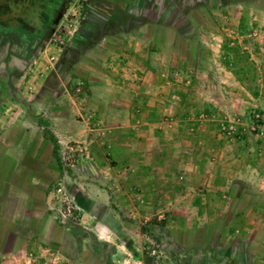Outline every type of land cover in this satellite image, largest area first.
<instances>
[{
	"label": "rangeland",
	"instance_id": "1",
	"mask_svg": "<svg viewBox=\"0 0 264 264\" xmlns=\"http://www.w3.org/2000/svg\"><path fill=\"white\" fill-rule=\"evenodd\" d=\"M61 1L52 2V16ZM256 2L264 8V0ZM217 3L214 0L210 7L200 5L187 11L180 6L178 25L163 26L159 41L151 42L157 49L156 59L148 58L144 74L131 67L124 79L123 73L108 75L106 71L126 63L122 59L125 45L104 42L96 47L94 36L88 38L90 33L83 32L89 0L70 1L35 63L14 83L0 105V261L14 252L15 242L27 241L30 236L37 239L36 214L52 221L50 243H62V249L51 251L52 264H104L108 252L113 254V264H188V254H204L215 261L212 249L227 247L233 237L243 239L240 232L229 233L228 228H237L228 213L209 219L212 216L208 213L214 212L208 210L207 200L214 195L219 200L217 205L222 201L230 209H242L246 203L234 205L230 196L237 192L248 193L252 199L264 196V138L248 131L252 116L264 114V10L248 9L246 5L235 9V4L218 7ZM38 4L36 0H0V25L8 23L6 30L19 32L16 18L24 17L29 20L25 28L35 31L38 17L42 18L35 8ZM4 7L10 9L8 14H3ZM46 12L47 8L43 13ZM45 31L44 27L42 33ZM147 43L135 42L131 47L142 54ZM105 80L110 84H103ZM67 112L81 117V127L75 126L74 119L66 122L68 127L51 121ZM114 114L122 119L117 123L122 129L119 132L129 140L124 145L110 139L115 133H110L112 123L101 121ZM45 129L56 140L57 158L52 155L53 145ZM80 131L84 141L82 137L73 140ZM141 132L143 136H139ZM144 135L152 138L144 139ZM112 141L114 148L107 147ZM32 150L49 172L44 177L41 170L38 177L45 183L52 180L47 190L52 196L44 207L36 201L26 209L24 203L14 201L12 182L15 162ZM144 151H156L152 160L160 157L164 164L178 163L173 169L165 167L164 176L172 178V182L163 183L166 195L162 202L146 212L141 211L145 196L140 184H134L130 191L133 185L127 182L137 173L117 169L119 161L131 153L134 157L124 164L138 169V156ZM77 161L78 165H99L97 174L106 183L103 189L110 196L108 209H117L130 236L121 232L108 235L94 228L100 226L94 222L96 209L83 210L71 192L79 183ZM197 164L201 168H191ZM203 175L220 176L221 180L209 184ZM234 177L239 179L237 183L231 181ZM226 178L229 181L225 185ZM34 187L41 189L40 185ZM127 192L134 195L131 201ZM124 199L140 209L141 215L128 218L123 211ZM21 216L23 220L25 216L30 218L32 226L24 225L14 240V229L23 226ZM102 220L111 230H118L110 218ZM262 235L264 240V232ZM96 243L109 247L100 252ZM173 245L182 248L179 255Z\"/></svg>",
	"mask_w": 264,
	"mask_h": 264
},
{
	"label": "crops",
	"instance_id": "2",
	"mask_svg": "<svg viewBox=\"0 0 264 264\" xmlns=\"http://www.w3.org/2000/svg\"><path fill=\"white\" fill-rule=\"evenodd\" d=\"M214 0H89V4L86 7L88 10L87 15L84 16V27L85 30L83 32H88V38L90 36H94L95 38V45L103 46L104 42H112V43H122L125 45L124 51L122 54V59H126V63H123V65H115L114 68L107 69L106 74H114L113 72L119 74H124V79L128 78L125 77L128 70L133 67L134 72L139 74H144L146 72V68L148 64L150 63L148 61V58H154L156 59L158 53L157 49L154 47V45L151 42L156 43L159 41L158 33L161 31L163 26H177L179 23V11L180 6L181 9L187 10H193L197 9L200 5L209 6V4H212ZM218 1L217 6H226L228 4H235V9L237 8H243L245 5L248 9H257V10H264L263 7H260L257 0H235L234 2L232 0H216ZM220 1V2H219ZM181 3V5H180ZM185 11V12H186ZM90 14V15H89ZM194 15V14H193ZM192 15V16H193ZM185 18V15H182V18ZM185 22V21H184ZM85 39V38H84ZM87 39V38H86ZM147 43L148 48L144 47L142 50V54L140 53V49H135L131 47V43ZM150 45L152 48H150ZM127 46V47H126ZM145 46V45H144ZM139 52V53H137ZM176 57V54H174ZM131 60L133 62H131ZM137 61V62H136ZM135 62V63H134ZM135 73V74H136ZM107 77V76H104ZM110 79L109 77H107ZM106 78V79H107ZM102 80V79H101ZM102 81L103 84H110L109 82ZM102 82H98L101 84ZM116 84V82H113ZM122 84L124 82L122 81ZM119 85V83H117ZM128 117V116H127ZM74 119L75 126L81 127L82 121L81 117L79 115H71L70 113H65L64 115H58L56 117H52L51 121L53 122H62V127H68L69 125L66 122H70ZM107 120V122L112 123V127H110V133H113L112 137H110L111 140H116L118 145H124L126 142H128L125 138L122 136V131L119 132L121 129V126L117 124L119 122L120 117L117 114H114L113 117H106L104 119L101 118V121ZM125 120V119H123ZM146 125V121H143ZM52 131V130H51ZM90 131V130H89ZM155 132V131H154ZM54 136L56 137L55 133L52 131ZM88 133V132H87ZM122 133V134H121ZM80 134V135H79ZM153 134V131H152ZM151 134V135H152ZM155 134V133H154ZM89 135V134H88ZM121 136V137H120ZM139 136H143L142 132ZM155 135H153L154 137ZM82 137L83 133H78L77 135L72 138L73 140L77 141ZM123 137V139H122ZM144 139H150L152 136H146L144 135ZM156 138V136H155ZM130 139V138H129ZM143 141V140H141ZM151 141V140H149ZM113 142V141H112ZM152 142V141H151ZM154 142V141H153ZM111 143V142H109ZM114 143H111L112 145H107V147L114 148ZM155 143V142H154ZM107 144V143H105ZM156 144V143H155ZM105 148V145L102 146V148ZM151 149V148H150ZM147 150V149H146ZM156 156V151H149V153L144 151L142 155H139L138 158L140 161L138 162V169L136 172H134V169L132 167L127 168L126 164H124V161L129 159V161L132 160V157H134L133 153L130 155H125L119 162L120 167L117 169H122L123 171L130 170L131 173H137L136 176L133 175L129 178L130 181H127L128 184H132L133 186L129 187V190H133L135 188V185L137 182L140 184V189L143 192L144 202L145 205L142 207L141 211L146 212L149 211V209L152 210V207L156 208V204H159L162 202L164 198V192L162 190V185L168 184V182L172 178L165 175L164 171L166 170L165 167H170L171 169L175 168L178 164L177 161H172L169 163L164 164L161 161V158L159 157L157 161L152 160V155ZM37 153L32 150L30 153H27L22 156V159L15 162V169H14V181L12 182L14 184V201L17 203H24L26 209H30L31 203H41L40 206L44 207L46 202L48 203L50 200V196H52L49 192H47L48 187L51 186V179H47V183L45 181L38 177L41 174V170H43V176L49 174L47 173L44 168V162L37 158ZM149 157V160L147 158ZM142 158V161H141ZM116 161V159H113ZM43 162V163H42ZM126 163V162H125ZM174 163V164H173ZM77 161V180L78 185L73 187V190L71 192H74V194L78 197L77 200L80 203V207L86 211H90L92 208L96 209V214H94V218L96 224H99L100 226H95L94 228L97 231H102L103 233H107L108 235L111 233L117 234L121 232L125 236H130L128 233L129 230L126 226V222L122 220L120 217L121 215L117 212L116 208L108 209L107 201L110 199V196H108V193L105 189H103L104 183L100 180L99 175L97 174V170L100 168L97 163H95V167L93 164L90 163H80ZM114 164V162H113ZM168 164V165H167ZM189 166V165H187ZM104 169L107 167L104 165ZM192 169H199L201 168L200 165L197 164L194 166H191ZM58 170V168H57ZM109 170V169H108ZM100 171V170H99ZM107 171V170H106ZM168 171V170H167ZM92 172L93 174H91ZM253 172H255L253 170ZM125 174V173H122ZM210 174V173H209ZM94 175V176H92ZM220 176H225L220 174ZM217 177L214 175H203L202 178L205 180V182L210 183H218L221 180V177ZM212 177V179H211ZM55 179V176H53ZM107 178V177H106ZM133 178L135 180H133ZM24 180V182H23ZM75 180V178H74ZM107 180H109L107 178ZM226 185V182L229 181L227 178L223 179ZM233 180V183L239 180L238 178L234 177L231 178V181ZM76 181V180H75ZM261 182H264V177L262 176ZM4 182L1 181V185L3 186ZM40 185L41 189H36L34 186ZM224 185V186H225ZM88 186H91V188H88ZM123 190V188L121 189ZM124 191V190H123ZM130 192L125 193L128 198V200H132L134 198V195L132 196L129 194ZM39 194V195H38ZM35 195H38L37 197ZM120 195V194H118ZM166 195V194H165ZM212 199L208 198V210L213 211L214 214L209 216V219L213 217H218L222 215L224 212L228 213V218H231L233 227H236L237 229L234 230L231 227L228 228L229 233L240 232L242 234L243 239H240V237H237L236 240L235 237H233L232 241L229 242L227 247H216L215 249H212V251L216 252L214 254L215 261L211 259L209 256H206L204 254H188L189 255V263L188 264H264V240L262 233L264 232V196H256L255 199H252L250 197V194L248 193H236L234 196H230V203H246L242 209H240L238 206L236 208H231L229 206H225L226 203L222 204V201L218 203L214 195L210 196ZM248 199L250 200V203H248ZM252 199V200H251ZM123 211H126V216L128 218L134 219L135 217L140 216V212L138 209H136L132 203H129L127 199L123 200ZM143 200L140 202L142 203ZM127 202V203H126ZM38 207L35 206L34 209H37ZM218 208L219 211H216ZM224 213V214H226ZM197 214L199 212L197 211ZM35 217V220H37L39 231L37 233V239H32L31 236L27 237V241H21V242H15L14 243V252L11 253L7 260L0 261V264H52L51 260V251H54L56 249L60 250L62 249V243L60 241L55 242L51 244V237H50V231L52 226V221L50 219H47V217H44L43 215H37ZM41 218H40V217ZM103 217L110 218V223H114L116 225V228L118 229L115 231V229L111 230L109 227L110 225L103 224ZM27 216H25L23 220V216H21L22 225L21 228L17 226L16 229H14V240L16 239L17 233H20V231L23 232V227H26L24 225L32 226V223L30 218L26 219ZM40 218V219H39ZM45 218L47 220H45ZM41 220V221H40ZM46 222V224H45ZM27 223V224H26ZM54 223V221H53ZM18 224V223H16ZM95 225V224H94ZM20 228V229H19ZM225 228V227H224ZM104 229V230H103ZM120 229V231H119ZM95 231V232H97ZM28 233L29 231H24ZM47 235V237H41L40 235ZM237 234V233H236ZM248 235V237H247ZM257 235L259 238H257ZM49 236V237H48ZM252 236H256V238H252ZM247 237V238H246ZM32 239V240H28ZM45 239H49L50 241H47ZM55 239V237H54ZM247 239V240H246ZM51 242V243H50ZM97 244V245H96ZM96 247L99 246V249H101L100 252L103 251V249H108V245L101 247L102 245L96 243ZM175 245H173L172 249L176 250V255H179L178 252L182 250V248H179ZM188 249V248H187ZM113 254L111 252H108L106 255L105 253V263L104 264H113V260H111V256ZM108 256V257H107ZM186 257V256H185ZM184 256L182 258H185ZM62 260V259H61ZM183 260V259H181Z\"/></svg>",
	"mask_w": 264,
	"mask_h": 264
},
{
	"label": "flooded vegetation",
	"instance_id": "3",
	"mask_svg": "<svg viewBox=\"0 0 264 264\" xmlns=\"http://www.w3.org/2000/svg\"><path fill=\"white\" fill-rule=\"evenodd\" d=\"M70 1L62 2L61 7L57 10L55 20ZM51 29L45 32L39 42H33L34 44H31L26 37H23L19 44L14 42L13 35L0 34V105L4 101V95L10 93V90L14 88V83L22 79L23 75L35 63L36 52L39 47H43L42 41Z\"/></svg>",
	"mask_w": 264,
	"mask_h": 264
},
{
	"label": "trees",
	"instance_id": "4",
	"mask_svg": "<svg viewBox=\"0 0 264 264\" xmlns=\"http://www.w3.org/2000/svg\"><path fill=\"white\" fill-rule=\"evenodd\" d=\"M36 1L39 3L38 4L39 6L38 7H35V8H37V10H39V16H41L43 19L38 17L39 27L36 28L35 31H32V30H29L28 28H25V25H26L25 23L26 22H29V20H27L24 17H19V19L16 18V21H17L16 23H18L20 25L19 26L20 27V31L19 32H16V31L13 32V31H10V30H6L5 28L9 24L8 23H5L4 25H0V34H2V35H8V34L13 35L14 36V42H17V43L20 44L22 42L21 40H22L23 37L28 38V35L27 34L28 33H30V34L33 33L37 37L36 36H35V38H30L29 37L28 38L29 39L28 41L31 44H34V43L39 42L41 40V38L43 37V35H44V33H42L43 28L45 27L46 28V31L45 32H47V31H49L51 29L52 25L54 24V20L56 18L57 10L55 11L54 15L52 16V14H51V11H52L51 10V4L55 0H47V1H45V0H36ZM63 1L64 0H62L61 2H58L60 6H61V4H62ZM45 8H47V12H46L47 14H44L43 13L44 10H45ZM64 9L61 11V13H63ZM9 10L10 9H8L7 7L2 8L3 14H8L9 13ZM25 12L26 11H24L22 14H24ZM25 16H27V15H25ZM43 22H44V26H43ZM36 30H37V33H35ZM38 32H41V36H38ZM226 48L227 47H224V50ZM39 122L41 124L45 125V123H43L41 121H39ZM45 134H46V136H48L49 140L52 142V145H53L52 155L55 158H57L58 145L56 143V140L54 139V137L52 136V134L49 132V130L45 129Z\"/></svg>",
	"mask_w": 264,
	"mask_h": 264
},
{
	"label": "built area",
	"instance_id": "5",
	"mask_svg": "<svg viewBox=\"0 0 264 264\" xmlns=\"http://www.w3.org/2000/svg\"><path fill=\"white\" fill-rule=\"evenodd\" d=\"M251 120L252 124L249 126L248 131L257 133L258 136L264 138V114H254ZM229 130L233 132L234 129L230 127ZM61 190L62 189H59L58 192L61 193ZM62 197L65 201L68 200L64 193H62Z\"/></svg>",
	"mask_w": 264,
	"mask_h": 264
},
{
	"label": "water",
	"instance_id": "6",
	"mask_svg": "<svg viewBox=\"0 0 264 264\" xmlns=\"http://www.w3.org/2000/svg\"><path fill=\"white\" fill-rule=\"evenodd\" d=\"M62 10H63V9H62ZM61 16H62V13L60 12V14H58L57 19L55 20V22H54V24H53V26H52L51 31H50L48 34H46V36L44 37V39H43V41H42V45H43V47H42V48H41V47L38 48V51L36 52V56H39V55L41 54L42 49H43V48L47 45V43L49 42L51 36L53 35V33H54L55 29H56V26L58 25V23H59V21H60V19H61Z\"/></svg>",
	"mask_w": 264,
	"mask_h": 264
}]
</instances>
